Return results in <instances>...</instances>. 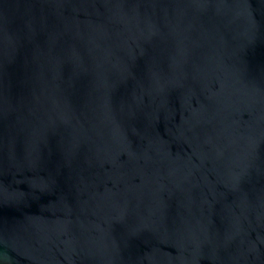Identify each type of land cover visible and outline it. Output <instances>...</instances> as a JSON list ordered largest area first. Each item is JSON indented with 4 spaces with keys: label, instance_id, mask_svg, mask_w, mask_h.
Instances as JSON below:
<instances>
[{
    "label": "water",
    "instance_id": "water-1",
    "mask_svg": "<svg viewBox=\"0 0 264 264\" xmlns=\"http://www.w3.org/2000/svg\"><path fill=\"white\" fill-rule=\"evenodd\" d=\"M0 264H264V0H0Z\"/></svg>",
    "mask_w": 264,
    "mask_h": 264
}]
</instances>
